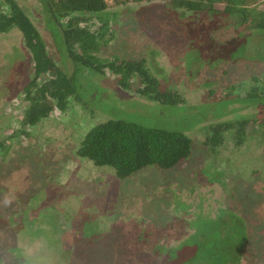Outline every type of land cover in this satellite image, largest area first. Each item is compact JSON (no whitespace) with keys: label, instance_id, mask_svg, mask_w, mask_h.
I'll return each mask as SVG.
<instances>
[{"label":"rangeland","instance_id":"obj_1","mask_svg":"<svg viewBox=\"0 0 264 264\" xmlns=\"http://www.w3.org/2000/svg\"><path fill=\"white\" fill-rule=\"evenodd\" d=\"M15 1L48 57L72 75L76 66L45 4ZM255 6L264 9V0ZM107 11V42L96 57L146 60L163 88L186 103L164 107L120 89L108 71L84 70L76 77L83 98L29 128L23 90L34 61L20 31L0 34V264H176L162 249H180L204 223L225 224L231 215L247 235L240 264H264V107L243 102L264 83V35L233 16L191 13L169 1H128ZM101 24L94 17L84 25L97 31ZM117 118L182 131L193 140L192 155L127 180L79 158L89 130ZM239 120L248 121L243 144L229 134L215 152L206 147L209 124Z\"/></svg>","mask_w":264,"mask_h":264},{"label":"trees","instance_id":"obj_2","mask_svg":"<svg viewBox=\"0 0 264 264\" xmlns=\"http://www.w3.org/2000/svg\"><path fill=\"white\" fill-rule=\"evenodd\" d=\"M152 1L157 0H132L134 3ZM159 1H169L174 8L191 13L233 16L240 25L264 35V9L255 6L259 0ZM2 2L7 6V11L0 6V34H7L15 29L20 31L24 46L34 61L32 80L23 90L28 103L23 111L24 126L35 127L42 120H47L54 109L65 112L72 100L82 99L76 77L84 70L97 74L108 71L117 78L120 89L135 91L158 105H185L186 101L181 94L163 88L159 79L151 74L146 60H123L114 57L101 61L96 57L107 42L103 38L109 28L108 20L104 17L109 14L108 6L103 0L49 2L52 20L59 23L57 25L53 21L55 31L68 57L76 66L72 75L66 74L48 57L41 34L17 2ZM94 17L102 23L97 31L84 25ZM64 19L67 21L61 23ZM133 81L138 83L136 88L133 87ZM243 102L264 107V83L251 88ZM214 110L219 111V107L216 106ZM247 122L239 120L209 124L206 147L215 152L229 134L233 135L237 146L243 144ZM192 151L193 140L182 131L146 128L135 121L117 118L92 127L82 140L77 156L91 161L96 167L113 169L119 180H127L148 167L160 171L171 170L187 161ZM242 222L240 218L231 215L225 224L221 220L204 223L199 227L198 233L188 238L180 249H162L161 253H166L167 261H176V264H240L247 238Z\"/></svg>","mask_w":264,"mask_h":264},{"label":"flooded vegetation","instance_id":"obj_3","mask_svg":"<svg viewBox=\"0 0 264 264\" xmlns=\"http://www.w3.org/2000/svg\"><path fill=\"white\" fill-rule=\"evenodd\" d=\"M44 4H45V6H46V9L48 10V13H49V15L50 16H53V14H52V9H51V4L49 3L50 2V0H41ZM58 1H60V0H56V2H58ZM61 1H63V2H65V1H67V0H61ZM52 18V17H51ZM54 22H56L57 23V25H59V23L54 19L53 20ZM62 23V22H61Z\"/></svg>","mask_w":264,"mask_h":264},{"label":"built area","instance_id":"obj_4","mask_svg":"<svg viewBox=\"0 0 264 264\" xmlns=\"http://www.w3.org/2000/svg\"><path fill=\"white\" fill-rule=\"evenodd\" d=\"M108 7H111V6H115L117 4H120V3H125V2H128V1H132V0H103Z\"/></svg>","mask_w":264,"mask_h":264}]
</instances>
